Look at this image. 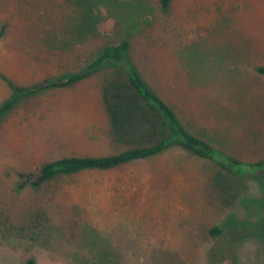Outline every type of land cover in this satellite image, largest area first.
<instances>
[{"label":"rangeland","instance_id":"1","mask_svg":"<svg viewBox=\"0 0 264 264\" xmlns=\"http://www.w3.org/2000/svg\"><path fill=\"white\" fill-rule=\"evenodd\" d=\"M143 3L120 20L90 0L93 27L74 37L79 10L66 0H0V103L12 87L76 72L127 40L144 81L188 129L239 162L264 160V0ZM113 84L121 75L103 68L0 114V264H264V166L233 175L172 146L38 186L24 180L54 159L146 142L141 130L117 134L102 100Z\"/></svg>","mask_w":264,"mask_h":264},{"label":"trees","instance_id":"2","mask_svg":"<svg viewBox=\"0 0 264 264\" xmlns=\"http://www.w3.org/2000/svg\"><path fill=\"white\" fill-rule=\"evenodd\" d=\"M71 9L79 10L72 36L81 37L93 27V17L88 6L90 0H66ZM107 11H114L120 20L132 15V12L143 9V0H97ZM160 8L166 9L170 0H158ZM58 3V2H57ZM52 5V4H51ZM62 3H59V6ZM110 13V12H109ZM113 13V14H114ZM132 22L130 27H136ZM129 43L120 40L105 44L97 50L80 70L66 75L44 78L26 87H12L9 98L0 103V114L13 106L22 96L32 95L48 88L66 87L89 77L93 72L112 67L119 72L123 85L113 84L102 92V100L108 117L115 126L118 135L124 139L132 138V131L141 130L143 144L123 149L117 153L104 156H66L46 162L36 173L20 174L26 182L38 186L58 174H71L84 169H108L117 165L157 155L169 147L177 146L194 155L215 162L233 175H244L248 169H260L264 160L243 163L216 152L208 142L188 129L178 118L176 111L159 93L144 81L134 62L128 57ZM256 71L264 74V66ZM112 89V90H111ZM134 142V140H130ZM211 234L219 233L217 227L209 230ZM25 264H35L33 258H27Z\"/></svg>","mask_w":264,"mask_h":264}]
</instances>
